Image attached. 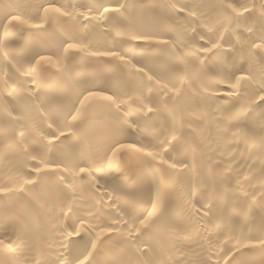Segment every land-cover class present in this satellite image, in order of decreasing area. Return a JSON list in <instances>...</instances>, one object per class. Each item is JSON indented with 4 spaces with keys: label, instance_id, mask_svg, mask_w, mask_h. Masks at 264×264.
I'll use <instances>...</instances> for the list:
<instances>
[{
    "label": "bare ground",
    "instance_id": "obj_1",
    "mask_svg": "<svg viewBox=\"0 0 264 264\" xmlns=\"http://www.w3.org/2000/svg\"><path fill=\"white\" fill-rule=\"evenodd\" d=\"M0 264H264V0H0Z\"/></svg>",
    "mask_w": 264,
    "mask_h": 264
},
{
    "label": "snow or ice",
    "instance_id": "obj_2",
    "mask_svg": "<svg viewBox=\"0 0 264 264\" xmlns=\"http://www.w3.org/2000/svg\"><path fill=\"white\" fill-rule=\"evenodd\" d=\"M57 11H58V9H57Z\"/></svg>",
    "mask_w": 264,
    "mask_h": 264
}]
</instances>
